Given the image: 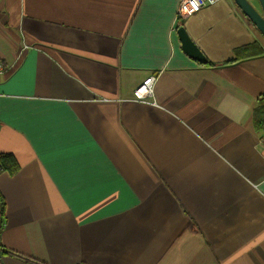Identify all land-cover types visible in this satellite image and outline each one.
Returning <instances> with one entry per match:
<instances>
[{
	"label": "crops",
	"instance_id": "crops-1",
	"mask_svg": "<svg viewBox=\"0 0 264 264\" xmlns=\"http://www.w3.org/2000/svg\"><path fill=\"white\" fill-rule=\"evenodd\" d=\"M180 2L0 0L4 264H264V35Z\"/></svg>",
	"mask_w": 264,
	"mask_h": 264
},
{
	"label": "built area",
	"instance_id": "built-area-1",
	"mask_svg": "<svg viewBox=\"0 0 264 264\" xmlns=\"http://www.w3.org/2000/svg\"><path fill=\"white\" fill-rule=\"evenodd\" d=\"M219 0H181L178 10H177V20L178 23L183 20L184 18H187L197 12H199L204 7L214 4L218 2ZM156 79V75L153 74L152 76L148 77L146 80H144L143 84L139 86L135 90V96L136 98H147L149 96H152L154 93V82ZM3 170V164L0 162V171ZM1 212H2V205L0 200V232L2 229V219H1ZM1 234V233H0ZM3 248L0 245V264H4L3 259Z\"/></svg>",
	"mask_w": 264,
	"mask_h": 264
},
{
	"label": "water",
	"instance_id": "water-1",
	"mask_svg": "<svg viewBox=\"0 0 264 264\" xmlns=\"http://www.w3.org/2000/svg\"><path fill=\"white\" fill-rule=\"evenodd\" d=\"M259 1L262 6L263 12H260L251 2V0H235V2L243 10V12L251 19V21L264 35V0H259ZM178 35L182 42V47L187 54H189L190 56L196 58L201 62L206 61L204 52L190 37L184 26H180L178 28Z\"/></svg>",
	"mask_w": 264,
	"mask_h": 264
},
{
	"label": "trees",
	"instance_id": "trees-1",
	"mask_svg": "<svg viewBox=\"0 0 264 264\" xmlns=\"http://www.w3.org/2000/svg\"><path fill=\"white\" fill-rule=\"evenodd\" d=\"M258 46V43L255 42V47L258 48ZM255 124L258 128H264V95L255 110ZM0 162H3V166L5 168H8L12 164H16V160L14 159L13 155L10 154H0Z\"/></svg>",
	"mask_w": 264,
	"mask_h": 264
},
{
	"label": "rangeland",
	"instance_id": "rangeland-1",
	"mask_svg": "<svg viewBox=\"0 0 264 264\" xmlns=\"http://www.w3.org/2000/svg\"><path fill=\"white\" fill-rule=\"evenodd\" d=\"M251 2L255 5V7H256L260 12H263V10H262V6H261L259 0H251Z\"/></svg>",
	"mask_w": 264,
	"mask_h": 264
},
{
	"label": "bare ground",
	"instance_id": "bare-ground-1",
	"mask_svg": "<svg viewBox=\"0 0 264 264\" xmlns=\"http://www.w3.org/2000/svg\"><path fill=\"white\" fill-rule=\"evenodd\" d=\"M205 57H206V55H205ZM207 60H208V59H207V57H206V61H207ZM206 61H205V62H206Z\"/></svg>",
	"mask_w": 264,
	"mask_h": 264
}]
</instances>
